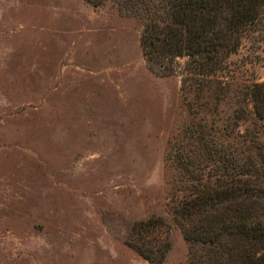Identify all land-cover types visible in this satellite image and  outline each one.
<instances>
[{
  "label": "rangeland",
  "instance_id": "1",
  "mask_svg": "<svg viewBox=\"0 0 264 264\" xmlns=\"http://www.w3.org/2000/svg\"><path fill=\"white\" fill-rule=\"evenodd\" d=\"M143 26L114 0H0V264H201L209 245L172 213L192 184L236 180L225 151H249L240 178L264 189L248 99L264 84V26L226 59L229 97L196 115L178 75L149 69ZM151 218L162 225L143 245L166 237L161 262L129 245Z\"/></svg>",
  "mask_w": 264,
  "mask_h": 264
},
{
  "label": "trees",
  "instance_id": "2",
  "mask_svg": "<svg viewBox=\"0 0 264 264\" xmlns=\"http://www.w3.org/2000/svg\"><path fill=\"white\" fill-rule=\"evenodd\" d=\"M85 1L97 6L105 0ZM114 1L122 11L144 20L140 36L144 59L154 73L180 77L183 99L191 115L214 113L229 97L230 83L223 80L226 59L247 33L264 26V0ZM248 99L255 115L264 119V84L250 86ZM237 112L241 116L246 113L241 106ZM228 129L226 125V136ZM255 152L264 165L260 145ZM250 154L225 151V164L236 169V180L225 181L224 185L218 181L197 183L202 188L192 184L195 192L173 207L184 238L209 245L201 264H264V189L256 188L250 178H240L247 173L246 166H255ZM186 163L192 165V161ZM189 177L194 179L193 174ZM160 225L157 218L135 223L132 237L137 241L129 242L152 262L163 261L170 248L166 237L149 249L143 245L145 233Z\"/></svg>",
  "mask_w": 264,
  "mask_h": 264
}]
</instances>
